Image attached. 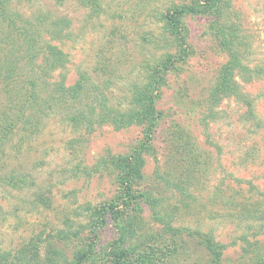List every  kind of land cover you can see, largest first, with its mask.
<instances>
[{"label":"rangeland","instance_id":"1","mask_svg":"<svg viewBox=\"0 0 264 264\" xmlns=\"http://www.w3.org/2000/svg\"><path fill=\"white\" fill-rule=\"evenodd\" d=\"M98 1L9 0L8 8L65 55L50 85L85 80L98 101L126 111L148 72L179 54L163 15L190 0ZM219 2L218 23L215 14L182 18L188 56L156 92L150 140L144 125L76 127L64 102L47 108L19 149L22 132L0 144V264H112L121 241L127 264H211L202 241L210 234L223 247L219 264H264V226L255 227L264 222V0ZM213 24L238 27L245 68L234 70L237 93L218 102L212 92L230 56ZM15 54L23 76L47 69L36 51L32 63L25 47ZM136 150L139 198L123 202L113 164Z\"/></svg>","mask_w":264,"mask_h":264},{"label":"trees","instance_id":"2","mask_svg":"<svg viewBox=\"0 0 264 264\" xmlns=\"http://www.w3.org/2000/svg\"><path fill=\"white\" fill-rule=\"evenodd\" d=\"M84 2L95 8L100 6L98 0H84ZM8 3L9 0H0V85L4 102L0 111V144L6 145L7 142L11 141L14 134L22 132L20 143L14 145V149H19L22 143L34 135L42 122V117L47 114V108L50 109L52 103L55 105L59 103L60 105L64 102H69L67 106L73 108L70 120L76 127L85 125L89 130L96 122L120 127L135 124L144 125L146 140H150L155 122L159 118L156 108V98L158 96L156 92L159 91L164 82V75L174 70L176 63L181 62L188 56L187 48L183 47V45L186 46V37L184 34L185 28L181 22L182 18L187 15L215 14L217 15L216 23H218L222 15L219 0H190L188 4L176 6L172 11L163 15L164 29L175 38L181 47L179 54L167 55L158 66L148 72L149 77L147 79L148 83L145 85L146 88L137 90L132 95L128 109L125 111L107 106L105 99H99L100 101H98V93L94 95L93 92V88L97 89V87L93 85L90 88L87 85L85 87V80L79 79L68 87L61 82L50 85L47 80L54 70L64 66L65 55L58 47L51 45L48 41L44 42L43 40V43H41V37H39L41 32L38 29L29 30L24 26H18L9 11ZM53 25L58 27L61 22L55 21ZM214 29L217 36L221 37L220 45L227 50L230 56L229 64L223 68L219 82L214 92H212L214 102H218V95L224 96L237 93L238 85L234 80V70L235 68H241V70L245 68L241 67L240 64L242 51L239 45L241 38L237 35L238 27L235 28L234 25L227 27V25L219 24ZM49 35L53 36V33ZM49 38L52 39V37ZM5 44H11L10 52L12 53L9 52L6 56H1ZM21 47H25L26 51L32 52L31 63L33 62V52L36 51V57L40 54L41 64H45L44 66H47V69L34 66L31 70L32 74L23 71L25 75H21L22 69L18 70L14 67L20 64L18 60L20 57L15 52H19ZM259 72L256 71V74L258 75ZM43 87H49L53 92L45 95L40 92ZM82 101L84 110L77 109L78 104ZM97 106L98 111L96 110ZM113 165L119 172L123 202L139 198V195L133 192V184L142 178L144 161L140 151L136 150L128 157L116 161ZM13 179L11 178L9 182L14 183ZM245 206L242 205V210L246 209ZM263 224L264 222L255 225L256 230L260 231L264 226ZM210 236H204L202 241L210 254V263L219 264L223 256V247ZM120 244L121 246L113 254L112 264H127L129 259V251L123 247V241Z\"/></svg>","mask_w":264,"mask_h":264}]
</instances>
